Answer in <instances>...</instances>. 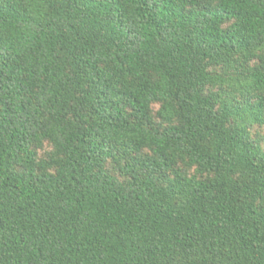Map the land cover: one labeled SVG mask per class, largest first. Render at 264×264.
I'll use <instances>...</instances> for the list:
<instances>
[{
    "label": "trees",
    "instance_id": "1",
    "mask_svg": "<svg viewBox=\"0 0 264 264\" xmlns=\"http://www.w3.org/2000/svg\"><path fill=\"white\" fill-rule=\"evenodd\" d=\"M262 126L264 0H0V264H264Z\"/></svg>",
    "mask_w": 264,
    "mask_h": 264
},
{
    "label": "rangeland",
    "instance_id": "2",
    "mask_svg": "<svg viewBox=\"0 0 264 264\" xmlns=\"http://www.w3.org/2000/svg\"><path fill=\"white\" fill-rule=\"evenodd\" d=\"M259 132L260 134H263L264 133V126L262 127H259V128H256V132ZM252 132H255V130L253 129Z\"/></svg>",
    "mask_w": 264,
    "mask_h": 264
}]
</instances>
